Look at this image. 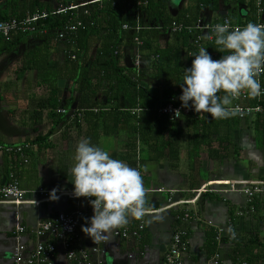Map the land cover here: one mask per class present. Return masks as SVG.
<instances>
[{"label":"crops","instance_id":"1","mask_svg":"<svg viewBox=\"0 0 264 264\" xmlns=\"http://www.w3.org/2000/svg\"><path fill=\"white\" fill-rule=\"evenodd\" d=\"M5 1L0 0V7L5 8ZM34 1L42 2L44 8L54 9L65 0H26L31 5ZM217 1V10L202 9L196 20L228 16L237 23L238 17L245 19L247 8L239 10L234 3L229 4L230 0ZM101 2L95 4L100 6ZM139 2V10L134 11L135 22L125 23L128 29L122 27L131 31V35L125 36L120 43L122 63L130 62L129 57L135 52L136 45L132 40L135 26L145 31L152 27L147 23L146 12H141L147 1L136 3ZM167 5L172 15L185 13L184 16H188L187 11L197 7L199 0H169ZM230 11L235 12L237 18L230 17ZM72 38L73 44L67 45L66 41L48 44L46 39L30 35L10 52L0 54L3 68L0 70V122L3 125L0 144L30 145L24 151V157L0 151V183L9 181L10 173H14L20 187L26 190V199L40 200L34 205L25 203L22 212L14 210L7 202H0V264H13L12 250L18 241L26 243L28 252L38 240L56 243L52 264H75L66 257L61 241L47 235L36 237L32 230L59 212H71L83 205L82 201L77 203L63 193L58 195V200L49 198L53 188H58V192L74 188L68 172L75 148L83 138H90L93 144L103 147L114 158L140 168L148 189L146 207L149 212L141 218L129 216L128 223L120 226L131 229L143 225L139 237H116L114 228L106 238L93 240L82 229L78 231L74 241L76 247L89 250L96 245L103 250L104 255L93 254L94 261L161 264L172 233L184 229L188 242L184 264H214L215 254H218L219 264H264V195L248 200L241 191L225 196L215 187L228 182L241 183V187H245L246 183L264 181V144L254 128L250 131L248 122L240 119L242 124L239 125V121L233 125L227 136L225 124L207 119L201 127L202 134L197 136L200 127L182 117L172 125L173 130L169 133L156 137V132L151 131L152 134H146L143 139H134L125 125L115 124V103L124 104L123 96L116 101L105 89H97L92 96L69 79L71 61L67 59L66 51H70L68 46L76 44L74 35ZM168 40L166 32L160 31L155 43L162 46ZM94 52L93 49L91 56ZM211 54L215 59V53ZM143 79L147 87L156 86L154 80L144 76ZM132 145L136 147L132 148ZM206 184L211 191L196 199V190ZM193 199L196 200L192 202ZM154 203H158L157 208L149 207ZM157 209L160 210L152 212ZM185 213L188 218H183ZM84 218L81 219L83 224L86 223ZM33 220L37 221L35 226ZM20 224L27 229L15 237L13 229ZM230 227L236 231L235 239L228 231Z\"/></svg>","mask_w":264,"mask_h":264},{"label":"trees","instance_id":"2","mask_svg":"<svg viewBox=\"0 0 264 264\" xmlns=\"http://www.w3.org/2000/svg\"><path fill=\"white\" fill-rule=\"evenodd\" d=\"M137 1L102 0L100 6H98L99 4L90 5L85 14L83 11L50 14L44 21L47 33L40 37L43 40L46 39L45 42L48 44L55 43L57 32L63 28L67 21L75 22L74 15L75 13L78 14L77 18L82 21V25L74 33L76 43V51L73 49L75 52L74 59L70 58L69 54V56L66 55L67 59L71 61L68 68L69 79L74 85L75 83L80 85V90L86 94L91 92L92 96L97 89H105L106 92L112 93L116 101L123 96L124 104L115 103L114 110L117 117L115 124L117 126L119 124L125 125L133 133L134 139H143L146 134L151 135L154 132L157 134L156 137H159L158 134L169 133L172 125L182 117L195 127H200L197 136L202 134L201 127L207 119L225 124L226 135L229 136L231 127L241 121L237 116L221 121V119L211 118V114L206 113L201 117L190 115L181 116L177 120H169L166 115L158 113V108L168 102L182 105L179 96L182 94L180 83L183 78V68L191 66L194 57L190 56V53L197 52L199 49L192 45L193 33L188 32L187 29L171 32L168 29L169 25L174 21L183 25L193 24L197 21L196 18L202 9L213 12L217 10L216 2L218 1L199 0V5L188 10L189 15L184 16L185 13L172 15L168 11L167 2L169 0H146L147 5L142 7L141 12H146L147 23L152 27L149 31L140 29L137 33H132V40L136 35L143 42L139 49L142 55V67L138 70L132 62L133 54L129 57L130 64H128L125 61L122 63V53H120L122 39L131 35V31L123 30L122 25L135 22L133 10H139L136 6ZM230 1L229 4L245 5L248 8L244 20L238 17L236 22L239 25H246L249 21L261 22V15L256 13L254 0ZM5 3V8L0 7V19L2 20L21 19L26 13L36 9H45L49 13L53 11L44 8L45 5L37 1L33 5L31 2L27 4L21 0H6ZM160 31L166 32L169 36L166 45L160 46L155 43ZM28 36V34L19 32L9 38L0 36V54L10 52V49L13 50L23 43ZM202 46L207 47L210 53L214 52L215 59H219L229 51L225 50L223 53L218 51L215 41L205 42ZM67 49L70 50V46ZM93 49L95 52L91 56ZM143 76L154 80L156 86L147 87L145 85L147 83L143 82ZM161 84H163L162 87ZM219 94L223 95V90ZM240 102L243 105L261 104L264 106V96L260 99L249 97ZM93 104L95 105V103ZM247 120L248 118L243 119L245 122ZM252 122L255 133L258 134L259 140L264 144V120L256 116ZM131 147L135 148L136 146L132 145ZM217 157L219 158V153H217ZM211 239L213 240V235Z\"/></svg>","mask_w":264,"mask_h":264},{"label":"clouds","instance_id":"3","mask_svg":"<svg viewBox=\"0 0 264 264\" xmlns=\"http://www.w3.org/2000/svg\"><path fill=\"white\" fill-rule=\"evenodd\" d=\"M209 27L215 33L216 49L222 53L229 51L219 59H214L204 46L190 53L194 59L190 67L183 68L179 99L182 107L211 114L214 119H227L238 114V108L232 106L233 99L244 90L251 97L264 93V86L258 79L264 72V23L249 21L246 25L233 27L226 21ZM46 33L47 30L43 34L28 35L42 37ZM206 35L208 39L212 38L210 33ZM56 41L65 42L62 39ZM75 47L70 46V51ZM221 90L223 95L219 94ZM177 113H180L179 109ZM68 173L75 197H94L89 200L93 215L85 217L86 223L81 226L93 240L106 238L109 231L127 224L129 216L141 218L149 211L146 207L148 189L140 168L114 158L109 151L93 144L90 138L78 142ZM58 191V188L51 189L49 198L58 200ZM228 231L235 239L236 231L231 227Z\"/></svg>","mask_w":264,"mask_h":264},{"label":"built area","instance_id":"4","mask_svg":"<svg viewBox=\"0 0 264 264\" xmlns=\"http://www.w3.org/2000/svg\"><path fill=\"white\" fill-rule=\"evenodd\" d=\"M100 0H92V1H77V0H70L67 4H59V6L51 13L45 10L36 9L31 13H27L21 19L10 18L7 20L0 19V36L3 38H9L15 33L21 34H30V33H38L43 34L46 32V28L44 25L45 19L50 14H60L65 13L67 11H75L87 13L88 6L93 3H97ZM256 5V13L264 15V0H254ZM77 13H75V22L67 21L63 28L57 32V39L65 40L67 43L73 44V35L77 28L82 25V21L77 18ZM229 22L233 27L239 25L235 23L231 18L228 16H224L221 19L213 20L209 19L206 21H201L200 19L197 20L194 24L190 25H183L181 23L173 22L169 26V31H181L183 29H187L188 32L193 33L192 37V45L196 48L202 46L205 42H214L215 41V33L209 27L214 26L217 23H225ZM264 23V18L261 19V22ZM123 29H128L129 26L127 24L122 25ZM141 29L140 26H135L136 33L138 30ZM210 33L212 38L208 39L207 35ZM134 44L136 45L135 52L133 53L132 62L133 65L137 68L142 67V55L140 52V47L142 46V41L138 36L135 35L133 38ZM70 58L74 59V54L72 52H68ZM258 79L261 80L262 86H264V72H262ZM264 96L262 93L260 96L256 97L260 99ZM249 95H247V90H244L240 96L233 99V107L238 108V114L235 115L239 119L243 120L248 118L249 116L253 115V118L256 116L261 117L264 120V106L261 104L256 105H243L241 104V100L244 101L248 99ZM179 109L180 113H176V110ZM58 112H63V110H59ZM158 113L161 115H166L169 120H177L181 116H203L206 113H197L192 108H185L182 107L181 104H174L172 102H168L158 108ZM29 144L24 143L20 145H3L0 144V151H8L14 152L19 154L21 157H24V151L29 149ZM246 187L243 189H239L247 195L248 200H252L255 196L264 195V181H257V182H250L245 184ZM211 191L208 189L207 184L202 185L199 189L196 190V199L202 194L206 193L207 191ZM42 193L48 194L49 191H41ZM63 193L68 198L74 199L77 201L83 202V205L77 206L71 212H59L52 218L42 221L39 223L35 229L32 230L33 234L36 237H44V236H51L55 241H61L63 250L65 255L68 259L73 260L75 264H102L99 260H93L92 256L94 253L100 252L98 246H94L91 249H85L83 247H76L74 244L75 238L77 237V233L80 229H82L83 222L81 221L87 215H93V208L89 203L90 199L94 197H75L73 195V189L65 191V192H58L57 194L60 195ZM26 190H23L14 173H10L9 181L5 183H0V202H13V203H33L38 204L40 200L35 201H28L26 199ZM193 199L192 202H194ZM187 202V201H186ZM160 209L154 210L152 212H158ZM149 212V211H148ZM183 218H188V213L184 214ZM26 227L24 225H17L13 229V234L15 237H19L26 231ZM143 229V225H138L135 228H127V227H120L116 228L113 231V235L119 238H128V237H139L140 231ZM186 231L184 229H176L170 239V245L168 250L166 251L163 261L161 264H184L183 258L184 255L188 251V242L186 240ZM97 243V242H96ZM27 246L26 243L22 241H18L13 250V264H52V257L57 250L56 243L53 241H42L38 240L34 247L26 252ZM214 264H219L218 261V254L214 256ZM245 264V263H243Z\"/></svg>","mask_w":264,"mask_h":264},{"label":"water","instance_id":"5","mask_svg":"<svg viewBox=\"0 0 264 264\" xmlns=\"http://www.w3.org/2000/svg\"><path fill=\"white\" fill-rule=\"evenodd\" d=\"M262 18H264V15L262 16ZM125 61L128 64H130L128 60H125ZM3 66H4V64H3ZM2 69H3L2 68V65L0 64V70H2ZM2 126L3 125L0 122V129H2ZM241 186H242V184L241 183H237V182H235V183L228 182V183H224V184L215 185V187L217 188L216 191L218 193L222 194V195H225V196H227L229 194H232L233 192H237L241 188ZM7 204H9L12 207H14V210H16L18 212L19 211L22 212L23 211V208L22 207H24V204L25 203H18V204H16V203L10 202V203H7ZM149 207H153V208L155 207V208H157L158 207V203H154V205L153 204L152 205L150 204ZM36 222H35V220H33L32 225L35 226L36 225ZM13 250H14V247H13ZM13 250H12V257H11L12 259H13ZM100 254L101 255H104L103 250H100ZM102 264H103V262H102Z\"/></svg>","mask_w":264,"mask_h":264},{"label":"rangeland","instance_id":"6","mask_svg":"<svg viewBox=\"0 0 264 264\" xmlns=\"http://www.w3.org/2000/svg\"><path fill=\"white\" fill-rule=\"evenodd\" d=\"M233 6H234V4H233ZM236 6H237V8H238L239 10H243V11H244V10L246 9V6H245V5L242 6V5H240V4H237ZM247 10H248V8H247ZM229 16L232 17V18H237L236 13H235V12H232V11L229 12ZM241 17H242V16H240V18H241ZM162 86H163V84H161V87H162ZM252 121H253V115L249 116V117H248V120H247V122H248V123H247V126H249V130H250V131H251L252 128H253V127H252V125H253V122H252ZM238 124L241 125V124H242V121L239 122ZM252 131H253V130H252ZM245 187H246V186H245ZM243 188H244V187H241L240 189H243Z\"/></svg>","mask_w":264,"mask_h":264},{"label":"flooded vegetation","instance_id":"7","mask_svg":"<svg viewBox=\"0 0 264 264\" xmlns=\"http://www.w3.org/2000/svg\"><path fill=\"white\" fill-rule=\"evenodd\" d=\"M22 2H26V0H21ZM67 0H65V1H62L60 4H63L64 2H66ZM70 0H68V2H69ZM34 2H36V1H34ZM37 2H39V1H37ZM27 3V2H26ZM42 3V2H41ZM28 4V3H27ZM64 4H67V3H64ZM136 4H138V3H136ZM139 7H138V9L140 8V6H141V4H140V2H139ZM137 6V5H136ZM55 9V8H54ZM52 10H53V8H52ZM137 9H134L133 11H136Z\"/></svg>","mask_w":264,"mask_h":264}]
</instances>
